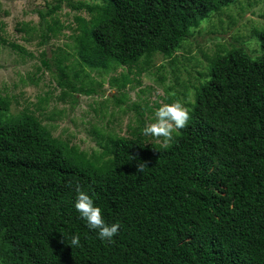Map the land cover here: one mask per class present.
I'll return each mask as SVG.
<instances>
[{
  "label": "trees",
  "instance_id": "1",
  "mask_svg": "<svg viewBox=\"0 0 264 264\" xmlns=\"http://www.w3.org/2000/svg\"><path fill=\"white\" fill-rule=\"evenodd\" d=\"M235 1L68 2L88 14L75 16L78 64L140 73L141 63L155 53L171 57L211 11ZM59 8L37 11L47 23L41 44L60 30L45 19ZM254 33L256 58L238 45L209 58L190 118L167 144L139 129L97 130L105 143L89 155L52 135L28 107L8 115L9 99L0 97V264H264V26ZM68 59L59 49L41 62L67 92L89 93ZM131 80L121 74L110 84L125 89ZM77 184L106 222H120L112 241L76 210Z\"/></svg>",
  "mask_w": 264,
  "mask_h": 264
},
{
  "label": "rangeland",
  "instance_id": "2",
  "mask_svg": "<svg viewBox=\"0 0 264 264\" xmlns=\"http://www.w3.org/2000/svg\"><path fill=\"white\" fill-rule=\"evenodd\" d=\"M72 1L77 0H0V36L7 41L0 42V97L9 99L8 115H17L28 107L52 135L89 155L101 152L105 143L97 130L104 135L126 136L139 129L144 134L143 128L154 122L155 111L163 104L181 101L190 118L194 86L206 79L209 58L220 48L241 46L252 59L261 53L254 29L264 26V0H236L219 12L211 11L171 57L155 53L148 64L141 63L140 73L137 67L104 71L80 66L74 48L75 16L88 14L71 8L68 2ZM56 4L60 8L45 19L50 26L61 28L55 35L47 32L48 41L41 44L47 23L40 20L37 11L46 12ZM59 49L69 54L66 63L71 73L80 71L76 84L80 85L81 79L85 88H94L83 89L89 93L67 92L58 85L55 73L42 64V59L50 61L52 52ZM121 74L132 79L125 89L110 84L112 77ZM146 138L164 143L163 137Z\"/></svg>",
  "mask_w": 264,
  "mask_h": 264
},
{
  "label": "clouds",
  "instance_id": "3",
  "mask_svg": "<svg viewBox=\"0 0 264 264\" xmlns=\"http://www.w3.org/2000/svg\"><path fill=\"white\" fill-rule=\"evenodd\" d=\"M156 119L151 124L143 128L146 136L163 137L164 143L167 144L173 138L175 130L183 128L189 120L188 108L179 100L172 103H166L155 111ZM146 164L140 162L137 165L138 173H142ZM77 197L75 200V208L81 217L87 221L90 229L97 230L101 240L112 241L113 237L119 232L121 224L119 221L108 223L103 217L102 208L98 206L92 196L82 190L81 186H76ZM79 235L73 234L71 237V245L79 246Z\"/></svg>",
  "mask_w": 264,
  "mask_h": 264
}]
</instances>
